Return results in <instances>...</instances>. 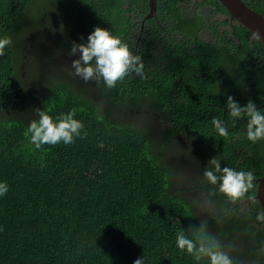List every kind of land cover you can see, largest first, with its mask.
Masks as SVG:
<instances>
[{
    "label": "trees",
    "instance_id": "16d2710c",
    "mask_svg": "<svg viewBox=\"0 0 264 264\" xmlns=\"http://www.w3.org/2000/svg\"><path fill=\"white\" fill-rule=\"evenodd\" d=\"M68 8L70 27L58 25L59 12L52 15L53 42L46 44L49 49L35 66L33 76L43 86L40 95L34 85L13 78L18 71L24 74L33 68L29 60L11 67L17 57L8 52L0 68V182L9 189L0 196V264H133L141 257L144 264H207L175 246L180 230L190 235L189 225H203L226 252L242 245L236 238L249 242L256 227L251 224L241 233L244 221L232 220L229 210L225 211L230 205L218 187H209L210 202L201 203L186 185L195 179L192 188L201 184L206 190L204 181H198L197 175L198 180L189 176L192 179L186 183L176 174L179 159L187 151L190 166L196 147L208 150L213 132L210 119L202 121L198 116L205 107L199 105L192 112L190 105L196 106L201 95L224 106L228 96L241 98L244 105L249 98L264 95V62H255L264 50L248 57L246 44L239 56L228 55L223 47L221 51L220 46L197 39L188 50L183 42H176L174 48L171 38L167 44L171 56L155 68L152 65L148 75L126 77L109 89L102 81H82L63 65L60 54L68 58L72 43H85L97 26L118 36L121 26L117 24L124 19L119 6L111 8L109 0H65ZM141 58L145 69L151 54ZM45 63L54 74L44 69ZM61 71L64 77L58 80ZM185 76L189 79L180 83ZM184 85L187 96L175 99L173 93L181 95ZM7 92L11 93L8 98L23 99L24 104L7 103ZM37 109H45L54 118L75 109L74 119L83 123L86 136L70 145L35 149L24 133L30 121L38 119ZM16 111L23 115H10ZM226 113L216 111L219 117ZM151 117L161 118L166 126L148 125ZM225 122L229 138L221 137V147L227 151L220 157L228 167L254 170L260 176L264 140L256 144L247 140L246 117L235 126ZM236 145L248 146L249 161L235 165L240 156ZM257 212H246L244 220L257 222ZM260 254L251 246L233 261L245 264L252 255L262 263Z\"/></svg>",
    "mask_w": 264,
    "mask_h": 264
},
{
    "label": "clouds",
    "instance_id": "9594fccd",
    "mask_svg": "<svg viewBox=\"0 0 264 264\" xmlns=\"http://www.w3.org/2000/svg\"><path fill=\"white\" fill-rule=\"evenodd\" d=\"M39 1L0 0V68L3 67L8 52H14L17 58L13 59L11 67L17 68L22 61L29 60L33 66L30 70L33 74L35 66L39 62L38 57L47 53L45 50L49 47L46 44L53 42L55 35L51 17L53 14L65 9V0H46L45 5L35 12L34 9L38 7ZM58 1H61L64 5ZM253 36L260 39L259 32H254ZM81 39L83 40V37ZM68 54V58H64L63 61L69 65L75 76L85 82L95 81L99 84L102 81L107 88L112 89L126 77L144 78V64L141 56L133 54L128 45L118 36L112 35L109 30L99 26L88 34L85 43L77 44L73 42ZM24 74L26 75L28 72H24ZM24 74L18 71L13 76L15 82L22 80L32 87L34 83L26 82ZM36 76H33L34 82H37ZM13 86L12 83L10 87ZM10 95L11 93L7 92L4 96L8 98ZM199 100V105L205 107L198 112V116L201 118L203 114H206L205 109L209 107V104L215 103L208 101L206 96H202ZM6 102L9 104H24L23 99L12 100L8 98ZM0 106H3L2 103ZM225 107L228 110L227 116L233 126H235L237 120L247 118L246 138L248 141L256 144L258 141L264 140V109H258L251 99L246 104L240 105L232 96L227 97ZM44 110L37 109L38 119L30 121L24 133L35 149L39 150L44 145L55 146L60 143L70 145L75 142L76 138L83 139L86 136V132L83 131V123L74 119L75 109L67 113H61L55 118ZM10 115L22 116L23 113L16 111L10 112ZM222 118L216 116L210 121L213 127L212 134L215 132L218 137L228 139L229 132L225 122L226 119L222 120ZM151 119L165 125L161 118L155 120L151 117ZM164 155L167 156V153L165 152ZM218 155L220 154L218 153ZM196 158L197 161L194 160L197 166V169H194L195 173L203 177L201 181H204V179L207 181H204L205 185L210 184L209 187L218 186V192L225 197L227 204L235 205L246 198L256 200L255 195H248L250 192H254L256 188V177L252 171H237L231 167H222L220 162L214 158H211L210 162L213 168L210 169L203 164L199 157ZM179 171L181 172V169ZM189 176L194 177L190 171H186L181 175L176 174V177L182 181L188 179L191 181L192 178H189ZM195 181L194 179L186 185L189 194L196 200L201 195L203 201L208 202V195L205 194L206 190L202 189L201 184L198 189L192 188ZM8 190V184L0 182V196L6 195ZM225 211H228V209L226 208ZM255 219L261 226L264 224V208L257 212ZM251 224H253L252 221L244 220V229L241 232L243 235ZM255 227L252 232V241L247 242V245L240 238H236L242 244L240 253H245L253 246L261 251L260 256L264 257V228ZM187 233H190V235L186 234L184 230H180L175 237V246L181 253L191 256L197 262L234 264L233 259L224 251L221 241L207 232L203 225L198 228L189 225ZM233 244L237 243L234 242ZM244 263L264 264V261L257 263L250 255V259H247ZM133 264H144L143 257L134 260Z\"/></svg>",
    "mask_w": 264,
    "mask_h": 264
},
{
    "label": "flooded vegetation",
    "instance_id": "af4514ba",
    "mask_svg": "<svg viewBox=\"0 0 264 264\" xmlns=\"http://www.w3.org/2000/svg\"><path fill=\"white\" fill-rule=\"evenodd\" d=\"M241 1L247 7L264 16V0ZM109 3L111 8L116 7V5L119 6V14L124 17L122 22L117 24V26H121L117 30L119 38L128 45L133 54L140 56L151 54V59L146 63L148 67L144 69L146 75L149 74L152 65L155 68L161 62V59L171 56V52L167 48V44H170L171 38V45L174 48L176 42H183L188 50L194 47L192 43L195 39L206 44H212L213 47L220 46L221 51L223 47V51L228 55L235 54L239 56L240 51L246 44L249 45L248 57L251 56V52H256L260 49L264 50L262 44L241 24V19L235 12L228 10L220 0H109ZM60 56L64 60V56L61 54ZM260 61L264 62V53L255 62ZM188 79L189 77L185 76L179 82H186ZM187 88L188 86L184 85L181 95L173 93L174 98L180 99L186 97ZM239 99L241 98L236 97V101L241 105ZM250 99L257 105L258 109H264V95L259 94L257 97L249 98L248 100ZM199 103L200 100H198L196 106L190 105V111L196 112ZM217 109L223 115L228 111L221 103L209 104V107L205 109L206 114L201 116L202 121L206 118H209L211 121L213 117L217 116ZM223 119L229 120L227 113L223 116ZM210 138L208 150L203 152L202 150L206 148L196 147L192 152L193 156L199 157L203 164L210 169L213 168L210 162L211 158L219 161L222 167H228L224 157H220V155L225 154V151H227V147L226 150L221 147L222 138L218 137L215 132L210 135ZM235 149V153L240 155L235 165L249 161V157L252 154L248 146L236 145ZM250 171H253L256 177V188L254 190V195H256L258 182L264 178V169L258 177L256 176V171ZM193 176L197 178L196 173ZM202 178L201 176L198 181H201ZM204 181L207 182L205 179ZM209 185H205L206 195L210 193L208 189ZM261 208L263 207H261L257 199L253 201L246 198L242 202L230 205L228 210L232 220L236 219L239 222H243L246 212L260 211ZM252 223L255 226L264 228V224L261 226L257 222L252 221Z\"/></svg>",
    "mask_w": 264,
    "mask_h": 264
},
{
    "label": "rangeland",
    "instance_id": "374dc122",
    "mask_svg": "<svg viewBox=\"0 0 264 264\" xmlns=\"http://www.w3.org/2000/svg\"><path fill=\"white\" fill-rule=\"evenodd\" d=\"M45 3H46V0H40L39 1V3H38V7H36L34 10H35V12L39 9V8H42L43 7V5H45ZM70 8H68L67 10H61V11H59V17H58V21H57V23H58V25L59 26H61V27H63V28H65V29H68L69 27H70V20H69V18H68V13H67V11L69 10ZM42 60H44V59H42ZM21 62V61H20ZM20 64V63H19ZM63 65L64 66H69L65 61H63ZM44 69L46 70V71H51V72H54L53 71V69H52V67L49 65V63H45L44 64ZM67 68H65L63 71H65V72H67ZM64 77V74H63V72L61 71L60 72V77H59V79L58 80H60V79H62ZM70 77V76H69ZM24 80L26 81V82H31V83H34V86H35V88H36V90H37V94L38 95H40L41 93H42V88H43V86H41L39 83H36V82H34V78H33V74H32V72L31 71H29L28 72V74H24ZM83 81V80H82ZM65 82V81H64ZM85 82V81H84ZM65 84V83H64ZM85 89H86V92L89 90V88L86 86L85 87ZM84 93V92H83ZM65 94V93H64ZM156 122H154L152 119H151V121H150V123L148 124V125H152V126H154V124H155ZM187 155H188V151L179 159V165H180V169H181V172H179V173H177V175H181V174H184L186 171H190V173H192V174H194L196 171V169H197V166H196V163H195V161H197V158L195 157V156H193L192 157V159H191V162H190V166H189V163H188V161H189V159L187 160L186 159V157H187ZM195 160V161H194ZM195 169V170H194ZM208 169V168H207ZM210 170V169H209ZM183 171V172H182ZM188 181L186 180V183H187ZM198 200H200V202L201 203H203L204 201H203V196H199L198 197ZM200 205V204H199ZM207 208V210H208V212L207 213H210L209 212V209H208V207H206ZM204 210H205V207H204ZM235 240V239H234ZM235 242L237 243V240H235ZM241 249H242V247L241 246H239V245H235V246H231L228 250H227V253H228V255L232 258V259H235L236 257H238L239 256V254H240V251H241ZM251 264V263H250Z\"/></svg>",
    "mask_w": 264,
    "mask_h": 264
},
{
    "label": "water",
    "instance_id": "95a60500",
    "mask_svg": "<svg viewBox=\"0 0 264 264\" xmlns=\"http://www.w3.org/2000/svg\"><path fill=\"white\" fill-rule=\"evenodd\" d=\"M220 2L241 19V24L251 32H259L260 39H257L264 47V16L255 10L247 7L241 0H220ZM261 207L264 208V178L258 182L257 192L255 195Z\"/></svg>",
    "mask_w": 264,
    "mask_h": 264
}]
</instances>
